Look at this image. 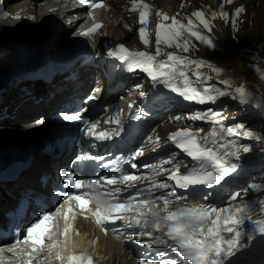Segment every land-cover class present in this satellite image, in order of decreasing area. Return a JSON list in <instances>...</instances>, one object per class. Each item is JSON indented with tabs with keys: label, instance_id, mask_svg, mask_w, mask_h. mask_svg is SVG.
<instances>
[{
	"label": "snow or ice",
	"instance_id": "snow-or-ice-1",
	"mask_svg": "<svg viewBox=\"0 0 264 264\" xmlns=\"http://www.w3.org/2000/svg\"><path fill=\"white\" fill-rule=\"evenodd\" d=\"M72 2L86 6L88 8L86 15L93 21L91 27L82 29L77 34L82 37L97 35L102 24L96 22L94 12L99 8H107L108 5L103 0L100 2L72 0ZM236 2L237 0H220L215 7L202 6L186 16V22L178 18L179 14L169 16L167 13L156 11L155 51L152 52L147 50L153 46L151 39L153 33L149 30L152 6L145 0H130L131 7L127 10L138 13L136 31L145 50L129 49L124 43H120L115 48L109 49L107 55L118 60L130 74H135L137 70L145 73L153 88L162 85L185 101L206 105L215 104L222 97H230L242 105L255 103L256 107L264 108V103L256 102V97L245 84L233 87L231 80L228 79L219 81L224 85L223 88L209 84L208 81L213 77L202 69H208L217 77L224 72V69L208 60L191 55L192 52L198 51L193 38L206 48L216 47L215 37L212 35L216 28L215 21L220 20L226 25L230 23L233 33L239 31L238 24L246 11L245 6L243 4L235 6L231 12L225 10L226 5H235ZM9 16L10 13L3 10V6L0 5V18ZM12 19L19 21L22 17L16 13ZM27 19H35V17L28 16ZM69 23H75V18ZM124 27L133 31L127 24ZM254 60L257 62L252 64V68L258 77L264 80V59L254 57ZM143 89L144 85L140 83L132 86V91L138 93L140 98L148 95ZM94 98V96L87 97L88 100ZM134 103L128 105L130 113ZM225 111H217L209 107L205 111H197L186 117L190 121H204L210 124V131L206 135H201L203 129L193 130L185 127L168 136V140L190 158V163L172 156L156 163L144 164L142 167L149 175L125 170L119 174L101 175L97 179L78 178L73 171L62 170L61 176L65 186L77 191L63 193L65 199L56 209V213H42L39 219L26 228V235L16 233L15 244L31 245V251L26 253L31 259L26 264H33V260L36 259L34 254L46 250L45 239L51 238L49 234L52 232L53 217L60 214L61 208L65 206H67L63 211L65 227L61 234L64 240L47 246L48 254L51 255L55 249V260L62 264H93L92 257L84 253L64 255L69 233L76 231V234H79L78 230L68 222L70 214L72 220L76 219L75 209H79L81 214L90 213V216L85 215L84 219H91L105 235L111 231L116 239L135 240L137 244L148 247L157 244L166 245L190 264H234V258L247 249L257 236L264 242V199L249 201L244 198L249 191L264 190V184L253 182L241 191L232 192L228 197V203L222 207L204 203H185L182 207L169 210V206L174 202L173 197L176 201L185 199L176 196L177 189L203 187L211 190L226 183L240 168L241 154L251 151L248 144L240 143L241 138L253 141L264 140V136L257 135L243 123L226 125ZM122 115L123 109L110 115L103 123L120 125ZM61 116L65 121L83 124L84 134L100 143L112 141L123 131L122 127L103 128L100 120L87 119L84 111L61 113ZM130 118L137 119L138 113ZM175 119L181 120L185 117L177 116ZM43 123L44 120L40 119L29 127ZM156 141L159 142V137H156ZM144 153L145 150L140 148L129 158L109 159L100 166L108 168L126 164L130 169H137L140 165L136 160ZM78 160L99 162L104 161V157L88 155L78 157ZM157 177L164 178L157 180ZM144 182H147L146 187H138ZM100 188H106L107 191L101 194ZM131 189H135V193L130 192ZM158 190L166 191L153 199L152 195ZM124 192H129V195L122 198ZM211 195L212 193L208 192L203 198L208 199ZM102 196L108 199H102ZM157 201L163 202V208L159 207ZM161 212L164 213L163 216ZM118 221L122 222L123 230L107 227L110 224L115 225ZM128 229L133 230L128 231ZM152 230L161 233L162 236H154ZM145 237L148 239L145 240ZM3 251L4 249L0 247V252ZM8 251H13V248H9ZM157 255L162 257L164 253ZM139 264H175V262L170 259H141ZM235 264L239 262L235 261Z\"/></svg>",
	"mask_w": 264,
	"mask_h": 264
},
{
	"label": "bare ground",
	"instance_id": "bare-ground-1",
	"mask_svg": "<svg viewBox=\"0 0 264 264\" xmlns=\"http://www.w3.org/2000/svg\"><path fill=\"white\" fill-rule=\"evenodd\" d=\"M3 1L5 2L6 0ZM7 1L12 2L11 4L14 5L12 8L17 9L16 13H19L22 19L19 20L20 22L18 21L16 23V26L18 27L12 28L6 24H2L5 22H0V71L4 69L5 66H9L7 70L0 74V80L3 79V82L0 85V125L4 124V127L7 124L15 125L19 119H28L29 121H24V123L18 124L17 127L20 130L22 127V130H29V132H31L32 130H35L36 127H29V125H33L36 120L42 117L44 118V122L49 120V111L56 105L58 106L60 104L59 102L62 96L59 95V90L62 88L67 90L78 86L81 81L78 83L64 81L62 79L63 76H56L50 82H32L31 80L24 79V74H27L36 62L38 50L35 52V48L38 46V43H35L37 40L34 41V38L31 40L28 38L25 41L23 36L16 34V30H21L20 34H22L23 32H29L34 26H38L40 33L43 32L44 34H50L46 25L51 27L52 40L47 46L48 49L45 53L52 54L55 51L65 49L69 46L71 47V45L76 41H74L71 45H62V42L68 40L67 36H77V33L81 29H77L75 26L82 25L85 21L80 18L75 21V23H72L71 27L74 28L72 31L63 22L54 26L48 24V19H45L47 16H42V18L36 20L37 15L33 10V3L30 0ZM245 1L247 2V17L249 20H252L253 27L251 29L248 28L250 25L245 27L243 22L246 19L242 16L238 24L239 31L236 33L232 32L230 23L226 25L220 20L215 21L216 28L214 29L212 35L215 37L216 47L214 49L206 48L193 38V43L197 45L198 49V51H195V57L208 60L216 66L224 69V72L219 77H217L214 73H211L208 69L205 70L207 75H211L213 77V81L220 84V80L228 79L231 80L232 84H238L239 82L245 84L248 90L256 96V102L264 103V80H261L252 68V64L257 62L254 60V57L264 59V0ZM256 1H259L258 5H256ZM145 2L152 6V15L149 17V28L153 33L151 39L153 40L154 46L156 11L167 13L169 16L179 14L178 18L186 22L185 17L189 16L193 11H196L202 6L212 5L215 7L219 4L220 0H145ZM241 2L242 0H237L235 5H226L225 10L231 12V10L235 6H239ZM59 3L61 4L62 2L60 1ZM107 5V8L96 10L99 15H101L98 18L102 19V27L98 30V34L94 36V42L102 45H108L113 42L116 43L119 40H125L126 38V40L129 39L133 41L130 42L128 40L129 43L137 44L139 42L136 39V36H138V31H136L138 29V13H131L127 10L131 7L130 0H107ZM181 5H183V7H181ZM3 10L9 12L10 16H14L13 11L6 9L4 6ZM255 12L263 14V17L260 19L258 18V20V16L253 15ZM102 15L106 18H103ZM28 16H33L35 19H27ZM59 22H61V20H59ZM255 22L261 27L259 26V29L256 28L253 30L254 26L257 25ZM261 22L263 25H261ZM125 24L135 30V33L126 29L124 27ZM3 26L6 27L5 30L1 29L4 28ZM74 31L76 32L72 34L71 32ZM102 45H99L100 49H102V47H100ZM227 57H230L231 60L228 61ZM79 69L83 74L81 79L84 80L86 76L92 72V68L88 65L80 66ZM143 81L144 78L141 75L136 82L140 83ZM208 83L214 84L209 81ZM88 93V89L86 91L84 90L80 93V97H85ZM33 94H36L35 98H32ZM226 98L231 99L230 97H222L220 100ZM34 99H40V101L35 104ZM219 101H217V103ZM190 103L191 105L203 107V105L196 104L195 102ZM170 105L173 111H179L180 104L178 103L177 97H170ZM245 106L247 110H256L257 112L255 114L258 117L264 118V108L256 107L255 103ZM5 113L11 115L14 114L15 116H6L7 114ZM235 113L237 114L238 112ZM35 114L37 115L32 117ZM41 114L45 115L40 117ZM174 114L175 113L172 115ZM49 122V126H52L54 123L51 122V120H49ZM19 126L21 127L19 128ZM39 126L41 127L42 125ZM210 128L211 127L203 128L201 135H206L210 131ZM160 129H162L161 126ZM196 129L198 128H195V130ZM261 129L264 130V125L261 126ZM38 131H40V129ZM51 139H53V136H51ZM9 140L18 141L17 139ZM25 142H27V140ZM166 143H168V141H166ZM240 143H242V138L240 139ZM0 144H3V142ZM75 144V139L72 145L64 143V148L61 152L58 151V143L55 139L52 140V145L54 146L53 151L45 149V142L41 139H36L31 144V147L33 148L29 149L25 155L26 158L29 157L31 160L30 167L23 170L17 180L3 183L4 187L0 186V220L5 219L3 211L6 208L13 206L21 196L22 192H28L32 195L37 194L44 196L45 198L47 197L49 189L46 184L40 183V176L42 174L51 176L57 167L62 168L65 164V158L68 156L66 155L67 151L73 152ZM250 147V152L241 154L244 162L240 164V168L230 179L227 180L226 183L195 196H184L176 192V196H182L185 199L182 201H176L175 197H173L172 199L174 202L169 206V208L176 209L178 207H182V205L189 203L192 199L206 202L216 200L220 206H225L228 203V197L230 194L238 191L241 180L246 179L253 173L251 168L264 162V147ZM152 150L154 151L152 163L161 161V156L156 153L157 149L153 148ZM167 151H171V149L166 148L165 152ZM3 158L7 159L8 156H4ZM161 178L162 177H157L156 179L160 180ZM258 181L260 180H253L254 183H257ZM165 191L166 190L156 191L155 194L152 195V198L155 199V197L161 195ZM208 192H211L212 195L209 196L208 199H204V195ZM144 195L149 194L144 193ZM255 197L258 199H264V192H258ZM159 202L161 204L160 208H163V202ZM160 214L161 216L164 215L163 212ZM80 222L85 227L87 233L83 236L84 240L81 246L84 249H91L90 252L98 264H135V262L129 257L128 252L125 250V246L111 237H104L100 235L98 227L91 219H82ZM152 231L153 233L155 232V230ZM144 239L148 238L145 237ZM119 240L123 242L122 239ZM235 261H238L239 264H264V242H262L259 236H257V238L250 243L247 249L243 250L237 255V257L234 258V264Z\"/></svg>",
	"mask_w": 264,
	"mask_h": 264
},
{
	"label": "rangeland",
	"instance_id": "rangeland-1",
	"mask_svg": "<svg viewBox=\"0 0 264 264\" xmlns=\"http://www.w3.org/2000/svg\"><path fill=\"white\" fill-rule=\"evenodd\" d=\"M245 0H242V4L243 5H245V8H246V11H245V13H243L242 14V17L243 18H245L246 20L243 22L244 24H245V27H248L249 25V27L248 28H252L253 27V23H252V20H249L248 19V17H247V2L245 1ZM256 3V5H258L259 4V1H256L255 2ZM245 17H244V16ZM253 15H257L258 17H257V19L259 18H262L263 17V14H261V13H259V12H255V13H253ZM45 19H48V17H45ZM258 19V20H259ZM255 24H257V25H255L254 26V28H253V30H255L256 28H258L260 25L258 24V23H256L255 22ZM261 25H263V23L261 22ZM4 27V26H3ZM14 27H18V26H16V25H14ZM36 26H34L32 29H30V33L29 32H23L22 34H20L21 32V30H16V34L17 35H20V36H23L24 37V39H25V41L29 38L30 40L31 39H33L34 38V41H36L37 40V42H35V43H42L43 41H45V39L47 38L48 39V41L46 42V44L44 45V52H46L47 51V49H48V45L50 44V42H51V27H49L48 26V28H49V32H50V34H44L43 32H41L40 33V29H39V27L37 26L36 28H35ZM47 27V26H46ZM69 27V29H71L72 31H73V27H71V26H68ZM261 27V26H260ZM259 27V28H260ZM9 28V27H8ZM11 28H12V26H11ZM23 28V27H22ZM258 28V29H259ZM1 29H6V27H4V28H1ZM7 32H9V31H7ZM12 32H14V31H12ZM76 31H74V32H71L72 34L73 33H75ZM70 35V34H69ZM67 38H68V40H65L64 42H62V45H67V44H69V45H71L74 41H75V39H74V37L72 36V35H70V37H68L67 36ZM38 45H40V44H38ZM68 45V46H69ZM70 47V46H69ZM69 47H67V48H69ZM36 50H37V47L35 48V52H36ZM227 56H230V55H227ZM37 60V59H36ZM227 60L228 61H230L231 59H230V57H227ZM21 65V64H20ZM22 67V66H21ZM2 82H3V79L2 80H0V85L2 84ZM34 102H35V99H34ZM20 106V105H19ZM5 114H7L6 116H15L14 114H8V113H5ZM173 113H171V115H172ZM228 114V113H227ZM229 114H231L232 115V113H230L229 112ZM37 114H35L34 116H32V117H35ZM42 115H45V114H41L40 115V117L42 116ZM233 115H236V114H233ZM47 116V115H46ZM259 118H261V117H259ZM23 120V121H22ZM46 120V119H45ZM168 119H166V120H164V122H162V124H161V128H162V126H164L165 125V123L166 122H168L167 121ZM170 120V119H169ZM24 121H29L28 119L26 120V119H19L18 121H17V124H15V125H9V124H7V125H5V127L3 126L4 124H2V125H0V142L1 141H8L9 139H15V138H13V137H15V136H19V137H22V136H25V135H27V136H30L31 134H35L41 127H39L38 129H35V130H32L31 132H27V133H25L26 131H24V130H22V127L21 126H19V128L21 127V130L20 129H18V124H20V123H24ZM159 130H160V126H159ZM24 133V134H23ZM2 138V139H1ZM2 143V142H1ZM69 145V144H68ZM34 146V145H33ZM0 186L1 187H4V184H2V183H0ZM241 191V190H240ZM8 192H10V191H8Z\"/></svg>",
	"mask_w": 264,
	"mask_h": 264
},
{
	"label": "water",
	"instance_id": "water-1",
	"mask_svg": "<svg viewBox=\"0 0 264 264\" xmlns=\"http://www.w3.org/2000/svg\"><path fill=\"white\" fill-rule=\"evenodd\" d=\"M52 122V121H51ZM49 120L45 121L44 122V125L42 124L41 128H40V131H38L37 135H43L46 131H47V128L50 127L49 126ZM53 125L55 126H58V127H65L70 133L73 134V136H75L76 134V127L72 126V125H69V124H64V123H53ZM46 126V127H45ZM45 128V129H44ZM31 136V135H30ZM28 137V136H27ZM29 138V137H28ZM11 141V140H9ZM9 141H6V142H9ZM5 142V141H3Z\"/></svg>",
	"mask_w": 264,
	"mask_h": 264
},
{
	"label": "trees",
	"instance_id": "trees-1",
	"mask_svg": "<svg viewBox=\"0 0 264 264\" xmlns=\"http://www.w3.org/2000/svg\"><path fill=\"white\" fill-rule=\"evenodd\" d=\"M73 44H74V43H73ZM73 44H72V45H73ZM72 45H71V46H72ZM26 137H27V135L22 136V137L15 136V137H13V138H15V139H17V140H23V139L26 138ZM1 139H2V138H1ZM3 141H4V140H3ZM3 141H1V142H3ZM1 142H0V143H1ZM24 143H26V142H24Z\"/></svg>",
	"mask_w": 264,
	"mask_h": 264
}]
</instances>
